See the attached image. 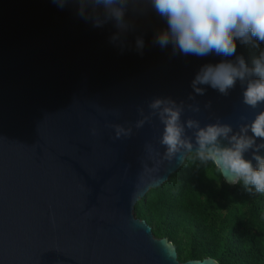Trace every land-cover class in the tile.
I'll return each mask as SVG.
<instances>
[{
  "label": "water",
  "instance_id": "water-1",
  "mask_svg": "<svg viewBox=\"0 0 264 264\" xmlns=\"http://www.w3.org/2000/svg\"><path fill=\"white\" fill-rule=\"evenodd\" d=\"M132 7L127 28L117 30L93 27L52 0H0V264L192 261H180L176 246L134 214L181 166L164 159L149 102L169 97L184 105L183 119L219 118L234 132L264 105H244L239 82L227 96L206 86L196 95L190 82L198 69L225 58L161 48L166 21L146 0ZM236 54L253 67L240 41ZM114 126L130 135L115 139ZM153 176L161 179L152 184Z\"/></svg>",
  "mask_w": 264,
  "mask_h": 264
},
{
  "label": "clouds",
  "instance_id": "clouds-1",
  "mask_svg": "<svg viewBox=\"0 0 264 264\" xmlns=\"http://www.w3.org/2000/svg\"><path fill=\"white\" fill-rule=\"evenodd\" d=\"M139 0H52L63 10L71 6L78 18L93 27L112 24L117 30L127 28L125 17ZM166 21L167 27L157 33L156 43L161 48L171 45L173 53L205 57L216 54L224 57L218 63H206L195 73L190 87L203 96L206 87L223 96L239 82L242 103L256 110L264 105V50L249 68L244 57L236 54V42L249 44L253 40L264 44V0H146ZM143 47V41L137 40ZM235 56V61L226 59ZM206 86V87H204ZM192 99L193 97H189ZM149 108L162 125L159 143L165 148L164 159H177L183 165L187 154L194 153L202 163L210 162L220 176L230 184H243L246 191L264 193V108L248 120L241 117L239 131L219 118L201 124L199 119H183L184 105L169 97L154 98ZM199 113V106H188ZM147 119V118H145ZM145 120L137 122L142 127ZM115 139L130 135L121 126H114ZM93 135L96 130L91 129ZM191 133V135H189ZM251 133V134H249ZM259 141V142H258ZM251 153V159L245 153ZM255 161V165L253 164ZM161 178H150L152 184ZM170 245L162 248L172 257ZM190 264H204L194 259Z\"/></svg>",
  "mask_w": 264,
  "mask_h": 264
},
{
  "label": "trees",
  "instance_id": "trees-1",
  "mask_svg": "<svg viewBox=\"0 0 264 264\" xmlns=\"http://www.w3.org/2000/svg\"><path fill=\"white\" fill-rule=\"evenodd\" d=\"M253 61L264 44H245ZM156 238H167L179 260L213 258L219 264H264V193L229 185L210 163L189 153L169 180L135 206Z\"/></svg>",
  "mask_w": 264,
  "mask_h": 264
}]
</instances>
